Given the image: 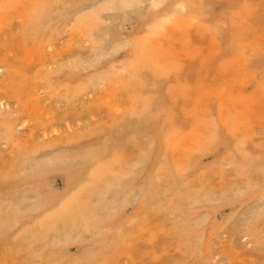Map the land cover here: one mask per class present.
<instances>
[{
	"label": "rangeland",
	"instance_id": "obj_1",
	"mask_svg": "<svg viewBox=\"0 0 264 264\" xmlns=\"http://www.w3.org/2000/svg\"><path fill=\"white\" fill-rule=\"evenodd\" d=\"M50 1L0 0V66L43 80L0 74V264H264V0H184L189 14L149 24L152 0H82V15L35 24ZM60 139L25 162L23 147ZM145 187L160 200L135 211Z\"/></svg>",
	"mask_w": 264,
	"mask_h": 264
},
{
	"label": "bare ground",
	"instance_id": "obj_2",
	"mask_svg": "<svg viewBox=\"0 0 264 264\" xmlns=\"http://www.w3.org/2000/svg\"><path fill=\"white\" fill-rule=\"evenodd\" d=\"M48 1H50V0H48ZM53 1H55V3H53V5L50 3V4H48V5H41V4H44V3H41L40 5V7H38V8H36L35 7V9H37V10H35V14H33V13H31V14H33V20H34V22H36V20H35V15H37L38 14V16L41 14V15H44V17H43V19H45V21H46V25H50L51 23H52V17H55V16H63V17H65L64 19L65 20H70V19H73L74 17H78V16H80V15H82V12H81V9L78 7V3H79V1H82V0H53ZM52 1V2H53ZM125 1V0H124ZM153 2H154V7H153V11H151V12H149V18H148V24L150 23V22H154V21H158V20H163L162 18H164V20H165V18H171L170 17V15L171 14H173L174 13V15H176L175 14V11H176V7L178 6V5H180L182 8H183V10L185 11V12H187V14H189V12H191L190 11V8H189V6H191L190 5V3H187V2H185L184 0H152ZM44 2H46V1H44ZM51 2V1H50ZM198 2V1H197ZM49 3V2H48ZM123 3H125V2H123ZM99 6V5H98ZM138 6V5H137ZM202 6V5H201ZM198 7H200V6H198ZM31 8V7H30ZM96 8V7H95ZM127 8V7H126ZM133 8V7H132ZM136 8V7H135ZM195 8V7H194ZM32 9V8H31ZM127 9H129V8H127ZM196 10H197V7L195 8ZM194 9V10H195ZM93 10V9H92ZM97 10V9H96ZM36 11H37V14H36ZM130 12V11H129ZM200 14V13H199ZM196 15V14H195ZM195 15H193V13H192V16H190V18H189V23H193V19H196V17L198 16V14L195 16ZM37 16V17H38ZM187 16V15H186ZM174 17V16H173ZM172 17V18H173ZM174 18H176V17H174ZM41 20V19H40ZM90 20V19H89ZM160 20V21H161ZM234 20H236L235 18H234ZM37 21H39V19L37 20ZM41 22V21H40ZM43 22V21H42ZM163 22V21H162ZM171 22H174L173 21V19H171ZM31 23V22H30ZM78 23V22H77ZM85 23V22H84ZM83 23V24H84ZM87 23V22H86ZM158 23V22H157ZM167 25H170V23L169 22H165ZM231 25L233 26V28L235 27V21H232L231 20ZM35 24H38L37 22L35 23ZM40 24V23H39ZM38 24V25H39ZM43 24V23H42ZM45 24V23H44ZM159 24V23H158ZM162 24V23H161ZM166 24L164 25V26H166ZM41 25V24H40ZM76 25V24H75ZM43 27H44V25H42ZM156 26V25H155ZM163 26V27H164ZM171 26V25H170ZM169 26V27H170ZM173 26V25H172ZM171 26V27H172ZM231 26V27H232ZM20 27V26H19ZM34 27H36V25H34ZM37 27H39V26H37ZM73 27V26H72ZM91 27V26H90ZM159 27H160V25H159ZM174 27V26H173ZM27 28H30V26H28ZM27 28H24V29H27ZM50 28V27H49ZM56 28V27H55ZM54 28V29H55ZM79 28H81L80 26H79ZM93 28V27H92ZM148 28H150V27H147V29ZM42 29V28H41ZM41 29L39 30L40 32H41ZM56 29H58V28H56ZM152 29V28H151ZM150 29V30H151ZM166 29V28H165ZM44 30V29H43ZM81 30H82V28H81ZM85 30H86V28H85ZM84 30V31H85ZM160 30H162V29H160ZM168 30V29H167ZM35 31V30H34ZM76 31V30H75ZM152 31V30H151ZM151 31H150V33H151ZM153 31H154V29H153ZM162 31H164V30H162ZM169 31V30H168ZM42 32H44V31H42ZM73 32V31H72ZM76 32H78V31H76ZM80 32V31H79ZM78 32V33H79ZM81 33H86V32H83V31H81ZM40 34H42V33H40ZM165 34H166V32H165ZM81 35V34H80ZM79 34H77V39H78V37L80 36ZM152 35V34H151ZM162 35V33L160 34V36ZM150 36V35H149ZM73 38H74V35H73ZM80 38V37H79ZM152 38V37H151ZM84 39V38H83ZM74 42V41H73ZM135 44V43H134ZM136 45V44H135ZM104 47V45L101 43V42H97L96 40H95V42L92 44V46L90 47L91 48V51H92V53H94V58H96V57H99L98 55H95V54H99V50H103L102 48ZM136 48V47H135ZM143 48H144V46H143ZM220 48V47H219ZM218 48V46H217V44H210V49H211V51H212V53L214 54L215 53V51H217V49H219ZM138 49V48H137ZM134 51H136V50H134ZM139 51V50H138ZM147 51H148V49H147ZM143 52H146V50L144 51L143 50ZM89 53H91V52H89ZM100 53H103V52H100ZM142 52H140V54H141ZM145 54V53H144ZM143 54V55H144ZM148 54V53H147ZM147 54H145L146 55V57H147ZM211 54V53H210ZM212 54V55H213ZM84 55V54H83ZM89 55V54H88ZM93 55V54H92ZM102 55V54H101ZM137 55V54H136ZM135 55V57H137ZM239 56H241V55H239ZM88 57V56H87ZM148 57H149V54H148ZM244 56H242V59H244L243 58ZM139 58V57H138ZM137 58V59H138ZM140 58H142L141 56H140ZM139 58V59H140ZM144 58H145V56H144ZM254 58V57H253ZM91 59V58H90ZM138 59V60H139ZM146 59V58H145ZM144 59V60H145ZM148 59V58H147ZM146 59V60H147ZM134 60V59H133ZM132 60V61H133ZM137 60V61H138ZM152 60H150V62H151ZM3 62V61H2ZM60 62V61H59ZM130 62V61H129ZM142 62V61H141ZM148 62V61H147ZM228 62V61H227ZM61 63V62H60ZM60 63H58V64H56L55 65V67L56 68H58L59 67V65H61ZM75 63H76V61H75ZM77 63H78V61H77ZM131 63V62H130ZM149 63V62H148ZM6 64V63H5ZM73 64V63H72ZM138 64H139V62H138ZM53 65V64H52ZM57 65H58V67H57ZM78 65V64H77ZM125 65H127V64H125ZM131 65H132V63H131ZM135 65V64H134ZM137 65V64H136ZM147 65V64H146ZM149 65V64H148ZM235 65V64H234ZM75 66V65H74ZM151 66V65H150ZM237 66V65H236ZM3 67H4V65H1L0 66V74H2V75H4V76H8V77H11V79H10V82L9 83H7L8 85H13L16 81H17V78H20L21 77V73L20 72H18V68H17V66H15L14 65V63H10V64H7V66H6V68H7V70H6V72H4V69H3ZM47 67V66H46ZM52 67H54V66H52ZM81 67H82V64H81ZM146 67V66H145ZM233 67V66H232ZM235 67V66H234ZM5 68V69H6ZM73 68V67H72ZM76 67H74V69H75ZM128 68H129V66H128ZM140 68V67H139ZM142 68H143V66H142ZM223 68H226V67H223ZM237 68H238V66H237ZM73 69V70H74ZM136 69H138V67H136ZM148 69V68H147ZM47 70H49V69H44L43 71H45V73H46V71ZM126 70V69H125ZM233 70V69H232ZM136 71V70H135ZM220 71V70H219ZM119 72V71H118ZM117 72V73H118ZM121 72V71H120ZM119 72V73H120ZM134 72V71H133ZM132 72V73H133ZM94 73V72H93ZM116 73V74H117ZM128 73V72H127ZM230 73H231V70H230ZM39 74H41V72L39 73ZM91 74V73H90ZM219 74V73H218ZM94 75V74H93ZM99 75V74H98ZM98 75H97V77H98ZM133 75H135V74H132V76ZM20 76V77H19ZM23 76V75H22ZM36 76V74L34 73V77ZM92 76V75H91ZM90 76V77H91ZM0 77H1V75H0ZM36 77H38V76H36ZM50 77H51V74H50ZM56 77V76H55ZM53 78V77H52ZM42 79V77L41 78H38L37 79V83L36 82H34L35 84H31L29 81H27L25 78H24V76H23V79H22V77H21V87L22 88H24V89H26V90H36V86L38 85L39 86V83L42 81L43 82V80H41ZM87 79H89V78H87ZM35 80V79H34ZM92 80V79H91ZM36 81V80H35ZM51 81H53V79H51ZM95 81V80H94ZM42 82L40 83V86L39 87H41V84H42ZM4 83H5V80L4 81H2L1 80V78H0V87L2 86L3 87V85H4ZM51 84V83H50ZM56 84V83H55ZM83 84H85V82L83 83ZM56 86V85H55ZM2 87H1V89H2ZM223 91V90H222ZM26 93L25 94H27V91H25ZM152 92V91H151ZM222 93V92H221ZM55 96H57V95H55ZM103 95H101V97H102ZM12 97V96H11ZM10 97V98H11ZM37 97V96H36ZM116 98H117V95L115 96ZM229 97V96H228ZM8 98V97H7ZM13 98V97H12ZM14 99V98H13ZM227 99V98H226ZM7 100V99H6ZM6 100H5V102H6ZM9 100V99H8ZM30 100V99H29ZM239 100V99H238ZM237 100V101H238ZM10 101V100H9ZM8 101V102H9ZM102 101H103V99H102ZM223 102L225 101V103H226V101L227 100H222ZM221 101V102H222ZM4 102V101H3ZM4 102V103H5ZM223 102H222V104H223ZM10 103V102H9ZM8 103V104H9ZM17 103V102H16ZM154 103V102H153ZM18 104V103H17ZM9 105H11V104H9ZM19 105V104H18ZM40 105V104H39ZM42 105V104H41ZM5 106H6V104H5ZM20 106V105H19ZM224 106V105H223ZM226 106V105H225ZM228 106V105H227ZM10 107V106H9ZM46 107V106H45ZM18 108V107H17ZM16 108V109H17ZM212 108V107H211ZM7 109H8V107H7ZM13 109H15V106H14V108ZM221 109H223V108H221ZM228 110H229V107L227 108ZM227 109H224V110H227ZM237 109V108H236ZM5 110V109H4ZM4 110H2V108H1V105H0V121H7L8 120V116H10L9 115V113L8 112H6V111H4ZM147 110H148V108H147ZM223 110V112H226V111H224ZM53 111V110H52ZM210 112H213L212 111V109H211V111ZM52 113H56V112H52ZM112 113H113V111H112ZM224 114H226V113H224ZM170 115V114H169ZM223 115V114H222ZM227 115V114H226ZM225 116V115H224ZM234 116V115H233ZM184 117V116H183ZM155 119V118H154ZM16 120V119H15ZM65 119L63 118V116H58L57 115V113L56 114H54V116H53V114H51V116H49L48 117V119H47V121H46V123H50L51 121L53 122V123H62L63 121H64ZM216 120V119H215ZM233 120V119H232ZM38 122V121H37ZM145 122H147V121H145ZM174 122V121H173ZM214 122V121H213ZM233 122V121H232ZM16 123V122H15ZM171 123V122H170ZM216 124H217V122H215ZM221 123V122H220ZM78 124V123H77ZM147 124V123H146ZM222 124V123H221ZM79 125V124H78ZM5 126V125H4ZM218 127H219V125L217 126V130H218ZM247 127H248V125H247ZM11 128L13 129V126L11 125ZM249 128V127H248ZM19 129V128H18ZM219 129H220V127H219ZM214 130H216V129H214ZM243 130V129H242ZM245 130V129H244ZM251 130V129H250ZM17 132V131H16ZM32 132H33V130H32ZM215 133H216V131H214ZM219 132V131H218ZM217 132V133H218ZM242 132V131H241ZM49 134V133H48ZM42 135V134H41ZM55 135H57V137H58V134H55ZM190 135V134H189ZM192 135V134H191ZM190 135V136H191ZM49 136V135H48ZM185 136V135H184ZM189 136V137H190ZM212 136H213V134H212ZM253 136V135H252ZM217 137H219V135L217 134ZM216 137V138H217ZM47 138V137H46ZM216 138H213V139H216ZM189 139V141H188V143H187V146L184 148V150L183 149H181L182 150V154H183V152L184 151H193V150H195V149H197L196 148V145H197V142H196V140L194 139V137H190V138H188ZM217 140V139H216ZM211 141H213V140H211ZM217 141H219V140H217ZM61 139H60V141L59 140H52V141H49L48 143H45V144H43V145H41V146H32V147H30V148H25V147H23V149L25 150V152H26V154L28 155V157L27 158H25V162L26 163H29V162H31L32 160H34V159H36V160H38L40 157H43L42 155H45V154H51V153H55L60 147H61ZM199 143H200V141H199ZM181 142H179V143H177V145L179 146V147H181ZM213 144H215V142H213ZM213 144H211V145H213ZM178 147V148H179ZM238 148V147H237ZM172 149V148H171ZM180 149V148H179ZM239 149H237V152H239V151H241V150H239ZM126 151H128V150H126ZM228 152V151H227ZM199 153V152H198ZM148 155H149V153H148ZM166 155V154H165ZM244 155V154H243ZM92 156V155H91ZM250 156V155H249ZM261 156V155H260ZM229 157V156H228ZM246 158H247V156H245ZM140 158V157H139ZM149 157H147V159H148ZM164 158V157H163ZM194 158V157H193ZM245 158V159H246ZM91 159V158H90ZM132 159V158H131ZM146 159V160H147ZM247 159H249V158H247ZM259 159H261L260 157H258V160ZM149 160H150V158H149ZM186 160V159H185ZM254 160V159H253ZM256 160H257V156H256ZM165 161V160H164ZM252 161V160H251ZM135 162V161H134ZM167 162V161H166ZM170 162V161H169ZM168 162V163H169ZM249 162V161H248ZM247 162V163H248ZM254 161H252V163H253ZM256 162V161H255ZM254 162V163H255ZM64 163H67V162H64ZM136 164V163H135ZM143 164H144V162H143ZM142 164V165H143ZM145 164H146V161H145ZM144 164V165H145ZM162 164V163H161ZM256 164V163H255ZM259 164V163H258ZM64 165V164H63ZM63 165H61V166H63ZM131 165V164H130ZM141 165V164H140ZM169 165V164H168ZM30 166V165H29ZM172 166V165H171ZM170 166V168L172 169V167ZM252 166V165H251ZM132 167V166H131ZM187 168V166L186 165H184V169H186ZM37 169H39V168H37ZM257 169V168H256ZM32 170V169H31ZM124 170H125V168H124ZM17 171V170H16ZM30 171V170H29ZM127 171V170H126ZM260 171V170H259ZM27 173V172H26ZM250 173V172H249ZM37 174V173H36ZM35 174V175H36ZM69 178H70V183L72 182V183H78L79 181H80V179H81V175H79V174H77L74 170H70L69 171ZM132 174H134L135 175V173H132ZM251 174V173H250ZM249 174V175H250ZM41 175H44V173H40L39 175H36L35 176V178H34V180H35V182L37 181V179L39 178V176H41ZM127 175L128 176H130L131 174H128L127 173ZM126 175V176H127ZM207 175V174H206ZM251 176V175H250ZM188 177V176H187ZM251 178V177H250ZM10 179V178H9ZM121 179H123V178H121ZM120 179V180H121ZM187 179V178H186ZM185 179V180H186ZM184 180V181H185ZM204 180H206V179H204ZM201 181V180H200ZM251 181H253V180H251L250 179V184H251ZM207 182V181H206ZM201 183V182H200ZM207 184H208V182H207ZM212 184V183H211ZM27 185H29V184H27ZM215 185V184H214ZM253 185V183L251 184V185H249V186H252ZM202 186H206L205 184L204 185H202ZM207 187V186H206ZM209 187V186H208ZM120 188V187H119ZM202 188V187H201ZM203 188H205V187H203ZM226 188H228V187H226ZM229 189H231V188H229ZM10 190V189H9ZM203 190H205V189H203ZM203 190H200V192H201V194H203L204 195V193L202 192ZM228 190V189H227ZM11 192V191H10ZM199 192V193H200ZM209 192H210V190H209ZM209 192H206L205 191V193H209ZM223 192V191H222ZM240 192V191H239ZM7 193V192H6ZM6 193H4V194H6ZM137 193V196H139L138 197V202H137V200H136V202H137V207H136V210L135 211H137V210H142V209H145L146 208V206L147 205H150L153 201H154V203L153 204H156V203H158L159 202V200H160V194L156 191V192H153V191H151V189L150 188H148V187H145L140 193L139 192H136ZM210 193H212V192H210ZM224 193V192H223ZM181 194V193H180ZM178 195V196H181V195ZM177 195V194H176ZM225 195V194H224ZM1 196V195H0ZM41 194H40V199H41ZM207 197H208V195H206ZM211 196V195H210ZM176 196H174V198H175ZM182 198H185L184 196H181ZM181 197H180V199H181ZM212 197V196H211ZM228 197H230V196H228ZM107 198V197H106ZM174 198H173V200H174ZM209 198V197H208ZM137 199V198H136ZM176 199V198H175ZM184 200V199H183ZM222 200H224V199H222ZM42 203H44V205L46 206V207H54L55 206V203H52L51 202V199H49L48 197L47 198H45V199H43L42 198ZM185 201H186V199H185ZM199 201V200H198ZM4 202V201H3ZM10 202V201H9ZM221 202V201H220ZM13 203V202H12ZM178 203V202H177ZM177 203L175 204V205H177ZM4 204V203H3ZM180 204V203H179ZM43 205V204H42ZM173 205V204H172ZM10 206V205H9ZM41 206V205H40ZM151 206V205H150ZM174 206V205H173ZM178 206V205H177ZM153 208H154V206H152ZM155 207H157V206H155ZM17 208V207H16ZM150 208V207H149ZM174 208H175V206H174ZM177 208H180V205H179V207H177ZM176 208V209H177ZM160 209V208H159ZM162 209H164V207H162ZM168 209V208H167ZM171 209H172V207H171ZM148 210V209H147ZM165 210V209H164ZM173 210V209H172ZM178 210V209H177ZM2 211H3V209H2ZM181 211V210H180ZM179 211V212H180ZM144 212V211H143ZM148 212V211H147ZM147 212H146V214H147ZM145 213V212H144ZM2 214V213H1ZM7 214V213H6ZM143 214V213H142ZM180 214H182V213H180ZM12 215V214H11ZM186 215V214H185ZM185 215L183 216L182 215V217H185ZM9 216V215H8ZM15 216V215H14ZM138 216V215H137ZM181 216V215H180ZM15 218V217H14ZM1 219V218H0ZM104 219V218H103ZM102 219V220H103ZM8 220V219H7ZM16 220V219H15ZM137 220V219H136ZM104 221V220H103ZM102 221V222H103ZM144 221V220H143ZM1 222V221H0ZM101 222V223H102ZM139 222V221H138ZM5 223V222H4ZM12 223V222H11ZM19 223V222H18ZM17 223V224H18ZM56 223H58V222H56ZM128 224V223H127ZM146 225L148 224L147 222L145 223ZM141 225V224H140ZM146 225H144L145 227H146ZM2 226V225H1ZM6 226V225H5ZM15 226V225H14ZM13 226V227H14ZM37 226V225H36ZM35 226V227H36ZM148 226V225H147ZM3 227V226H2ZM33 227V226H32ZM121 227V226H120ZM141 227H142V225H141ZM6 228V227H5ZM38 228V227H37ZM60 228V227H59ZM144 228V227H143ZM181 228H182V226H181ZM2 230V229H1ZM5 230V229H4ZM12 230V229H11ZM33 230H34V227H33ZM58 230V229H57ZM65 230H67L68 231V229H65ZM82 230V229H81ZM104 230H108V229H104ZM140 230V228L138 229V231ZM147 230V229H146ZM48 231H50V229L48 230ZM47 231V232H48ZM53 231V230H52ZM55 231V230H54ZM2 232V231H1ZM40 232V231H39ZM47 232H45V233H47ZM63 232V231H62ZM44 233V234H45ZM53 233H55V232H53ZM100 233H101V231H100ZM104 233H108V232H105L104 231ZM139 233H143L141 230H140V232H138V235H139ZM28 234H30V233H28ZM44 234H41V235H44ZM58 234V236H59V232L57 233ZM63 234V233H62ZM109 234V233H108ZM5 235V234H4ZM17 235V234H16ZM23 235H24V231H23ZM32 235V234H31ZM31 235H29V236H31ZM46 235V234H45ZM49 235V234H48ZM47 235V236H48ZM137 235V234H136ZM15 236V235H14ZM39 236V235H38ZM37 236V237H38ZM56 236V235H55ZM135 236V235H134ZM246 236H248V234H246ZM252 236V235H251ZM19 237V236H18ZM111 237V236H110ZM137 237V236H136ZM253 237V236H252ZM25 238H27V236L25 237ZM34 238V237H33ZM49 238V237H48ZM123 238V237H122ZM122 238H121V240H122ZM128 238H129V236H128ZM131 238V237H130ZM133 238V237H132ZM28 240H30V237H28ZM28 240H26V241H28ZM42 240V239H41ZM123 240H125V239H123ZM250 241H251V239H250ZM249 242V241H248ZM252 242V241H251ZM133 243V242H132ZM125 245H126V243H124ZM218 255V254H217ZM217 255H215V256H217ZM45 256V255H44ZM48 258H49V256H48ZM45 259V258H44ZM219 259V262L220 261H225V260H221L220 258H218ZM228 262H230V261H228ZM227 262V263H228ZM58 263V262H57ZM101 263H105L104 261L103 262H101ZM222 263V262H221ZM226 263V264H227ZM60 264V263H59ZM224 264H225V262H224Z\"/></svg>",
	"mask_w": 264,
	"mask_h": 264
}]
</instances>
